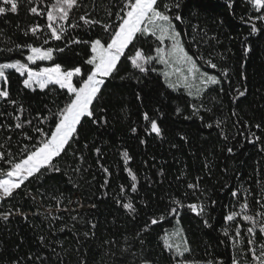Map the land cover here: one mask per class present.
Wrapping results in <instances>:
<instances>
[{
  "label": "trees",
  "instance_id": "1",
  "mask_svg": "<svg viewBox=\"0 0 264 264\" xmlns=\"http://www.w3.org/2000/svg\"><path fill=\"white\" fill-rule=\"evenodd\" d=\"M50 2L44 0L39 7L44 8ZM118 2L83 0L87 9H74L68 23L79 21L85 11L106 21V10L115 12L117 9L114 5ZM181 3L180 14L184 17V23H177V28L182 30L186 46L192 43L193 35L198 41L204 36V32H193L194 25H199L208 36H214L215 39L206 44L201 42L200 51L205 58L211 53L218 69L203 66V70L219 76V69L226 67L229 69L231 83L222 79L221 85L209 88L202 98L197 99L190 97L184 89H167L159 72L142 77L141 83L133 79L121 81L118 76L109 81L102 102L107 109L104 114L108 120L107 125L97 126L89 120L80 131L79 143L74 146L76 156L70 152L59 161L60 173L46 175L40 182L34 179L31 183L26 181L21 189L16 190L19 194L14 193V199L8 198L0 205V211L19 208L28 215L27 220L22 215H12L7 223L0 221V264H13L15 260H21L22 264H81L82 260L87 264H140L143 257L151 258L155 264H175V259L171 258L172 253L163 247L161 239L166 232L175 228L183 229L191 246V253L185 257L187 259L197 262L222 259L224 264H231L233 256L240 259L238 249L241 245L234 249L231 236L235 224H242L241 236L245 238L243 247L246 250L247 233L244 229L250 225L242 217H238L234 223L225 221L223 217L232 210L239 211L238 202L230 195V190H261L264 184V151L260 150L264 148V25L257 21V27L262 30L250 34L249 25L241 17L255 16L257 13L251 10L245 0H234V3L232 0H181ZM229 3H232L231 8ZM37 24L44 29L38 30L39 38L30 31L28 35L24 34L30 26ZM46 24V14H31L29 5L23 0L16 14L8 12L0 15V62L14 59L27 62L26 56L30 54L28 49L11 53L6 51L9 47L15 49L16 44L31 43L38 47L56 49L65 47L66 42L74 37L87 39L96 35L104 36L99 27L87 34L82 27L74 30L69 28L61 41L49 39V43L44 44ZM152 44L150 41L145 45L146 53ZM249 45L251 51L246 52L245 48ZM88 55L87 46L73 44L66 47L63 53L54 52L51 61H38L36 65L30 66L39 69L51 67L58 62L63 67L81 66L83 71L89 67L84 64ZM156 67L161 68L160 65ZM125 72L139 76L130 66L121 74ZM242 73L247 77L248 91L233 103L234 86L239 85L243 90L245 82ZM6 74L9 75V99L24 105L26 111L21 120L32 119L33 126L38 124L34 119L37 113L41 116L48 114L45 106L54 108L53 101L56 107L63 106L67 100L64 90H50L53 86L43 91L39 88L35 91L24 89L22 80L25 77L14 70ZM221 87L223 92L220 91ZM137 92L142 101L137 100ZM193 103L198 106L202 103L204 106L197 116L192 115ZM178 106L182 109L179 115L175 113ZM156 108L164 114L162 119L154 111ZM144 111L158 119L163 138L146 132L148 124L143 120ZM0 112L4 113L0 116V124L13 126L11 131L0 129V145H3L0 151H11L19 158L23 145L36 143L40 136L33 126L26 125L23 130L14 129L16 121L13 116L19 115V112L2 99ZM233 112L236 115H232ZM184 116L190 119L185 120ZM200 116L203 117L202 121ZM216 121H221L219 127ZM208 123L213 127L207 128L205 125ZM246 123L261 124L260 130L252 128L261 136L259 142H248ZM40 126L45 131L49 127ZM132 128L137 131L133 133ZM23 132L33 139L26 140ZM9 136L11 140L7 139ZM182 136L187 140L181 139ZM141 140L146 143H141ZM84 144L88 145L87 148ZM97 147L101 149L100 156L95 153ZM228 147L233 148V153L227 152ZM125 150L131 157L127 165L122 155ZM80 156L84 157L83 161L79 159ZM206 164L208 167H205ZM100 165L107 167L111 175L106 177ZM0 167L7 166L0 163ZM74 168H80L81 171L74 172ZM127 168H131L137 175L136 193L130 191L132 181ZM161 172L163 175H160ZM197 177L204 191L205 197L202 200L208 205L207 216H197L185 207L181 210L177 224L176 218L167 215L171 202L165 199L182 197L185 193L186 196L201 195V191L194 192L187 188L188 183H196ZM106 178L107 185L101 187ZM120 185L124 186L125 192L120 191ZM32 196H35V201ZM129 197L137 209L134 217L117 203V200L127 202ZM56 198L63 202L58 204ZM155 200L160 201L154 203ZM212 200L217 201L215 206L211 205ZM92 204L96 207H90ZM249 204V214L259 211L253 196H249ZM48 209L61 219H46L43 213ZM38 212L41 214H35ZM160 214L165 215V220L150 225V219ZM72 217L77 219L73 220ZM204 218L212 224L211 228L204 226ZM92 223L96 224L94 230L90 227ZM145 224L149 225V231L143 235L141 255V245L135 236ZM225 228L230 232L227 238L223 234ZM86 231H94L95 235L85 238L83 233ZM41 235L45 237L44 244L39 240ZM125 237L129 239L126 241ZM256 239H261L259 231ZM106 240H114L115 243L105 244ZM129 247L131 252L122 251Z\"/></svg>",
  "mask_w": 264,
  "mask_h": 264
},
{
  "label": "snow or ice",
  "instance_id": "2",
  "mask_svg": "<svg viewBox=\"0 0 264 264\" xmlns=\"http://www.w3.org/2000/svg\"><path fill=\"white\" fill-rule=\"evenodd\" d=\"M29 5V12L36 15H45L47 18V24L45 32L44 44L49 43V39L55 41H61L69 28L76 29L82 27L87 34L88 31L94 30L97 27L102 29L104 36L96 35L87 39H81L80 37H74L68 40L65 47L54 49L53 47H38L31 43L28 44H16L15 49L9 47L7 52L11 53L14 50L19 51L22 49H28L29 53L26 56L27 62H22L21 59H14L10 62H0V99L7 101L14 107L19 115H14L13 119L16 121L14 129L23 130L26 125L33 126L32 119L21 120L26 109L22 103H19L15 99H9L10 92L8 90L9 75L6 74L9 70H14L19 73L21 77H25L22 80L24 89L35 91L38 87L40 90L50 89V86L64 90V94L67 96L66 102L63 106L56 107L55 101H53L54 108H47V115L41 116L37 113L34 119L38 121V124L33 126L34 131L40 136V139L34 144H24L20 149L21 155L16 158L11 151H0V163L7 167H0V205L3 204L8 198H15L16 190L21 189L25 182L31 183L34 179L40 182L46 175H52L60 173L61 168L59 161L65 156H68L71 152L72 156H76L74 146L79 143L80 131L83 125L89 120L97 125H107L108 120L104 115L107 109L103 106L104 93L107 91V84L109 81L114 80L117 76L121 81L125 79H133L137 83L142 82V77L146 78L150 73L159 72L164 78V84L167 89L172 91H179L184 89L190 97L197 99L202 98L203 94L213 86L221 85L222 79L228 80L229 83V69L226 67L220 68V75L210 74L209 71L203 70V66H207L210 69H218L217 63L213 62L212 54L209 53L208 58L200 51L201 42L207 43L209 40H214V36H208L207 32L200 28L199 25L193 26L194 33L204 32V36L198 41L196 36L191 37L192 43L186 46V41L182 35V30L177 28V23L183 24L184 17L180 14L182 8L181 0H119L118 4L114 5L116 11L111 9L106 10L107 20L98 19L92 16L91 12L85 11L80 15L79 21L68 23L70 13L74 9L84 7L87 9V5L83 3V0H51L46 4L44 8H40L39 5L44 3V0H23ZM250 4L251 10L257 13L255 16L248 15L242 16L241 19L247 23L250 27V34L258 33L262 29L257 27V21L264 25V0H245ZM21 0H0V15H5L8 12L16 14ZM234 3V0H232ZM232 3H229V7H232ZM35 5V6H33ZM67 25V26H66ZM38 30L43 31L40 25L30 26L28 30L24 32L25 35L29 34V31L33 36L39 38ZM50 33V36H49ZM187 35V33H185ZM246 39V38H245ZM153 42L149 51L145 52V45L149 42ZM73 44H83L88 47L89 55L84 60V64L89 66L82 71L81 66L74 65L72 67H63L61 63H54L51 67H40L39 69L33 68L30 65H36L38 61H51L53 59V53H63L66 47H70ZM195 48V51L192 49ZM2 51V50H0ZM246 52L251 51V46L245 48ZM222 58V57H221ZM156 65H160L158 69ZM135 72L139 73V76L133 72H125L121 74L126 67H129ZM242 79L245 82L243 84V90L241 86H234L233 103H235L241 97H244L248 91L246 80L247 77L242 73ZM223 92V87L220 88ZM137 100H141L139 92L136 93ZM18 105V107H17ZM195 103L191 105L192 115L197 116L201 108ZM160 119L163 118V113L158 108L154 109ZM182 109L178 106L175 109V113L179 115ZM4 113L0 112V116ZM143 120L147 122L148 127L146 132L151 135L155 134L159 138H163V130L158 122V119L150 116L148 111L143 112ZM232 115H236L235 112ZM184 119H190L189 116H184ZM199 119L202 121L203 117ZM221 121H216V126L219 127ZM40 125H49L48 130L45 131L44 127ZM207 128H212L213 125L208 123L205 125ZM248 129L249 136L246 137L249 143H257L261 140V136L252 131L254 127L257 130L261 129V124L255 125L245 124ZM7 128V130H13L12 125L0 124V129ZM131 131L135 133L136 128H132ZM23 136L26 140L31 141L32 136H29L26 132H23ZM11 140L9 136L7 138ZM183 140H187L186 137H181ZM227 139V136H225ZM141 143L146 141L141 140ZM87 144L84 147L87 148ZM3 145H0L2 148ZM175 147V145H173ZM264 151V148L260 149ZM228 153H233V148H227ZM95 153L100 156L101 149L95 148ZM124 164L127 165L131 159L128 151L122 153ZM81 161L84 160L83 156H80ZM106 177L111 173L107 167L100 165ZM205 167H208L206 164ZM128 175L132 181L130 185V191L132 193L137 192V175L131 168L126 169ZM74 172H80V168H74ZM160 175H163L161 172ZM200 178L197 177L196 183H188L187 188L195 191H201V195H204V191L199 185ZM108 183L107 178L101 187H105ZM78 187V185H76ZM225 187H228L225 185ZM120 191L125 192L123 185H120ZM187 193H185V196ZM230 195L235 198L239 205V211L232 210L228 212L223 219L227 222H235L238 217H242V220L248 222L250 226L244 230L247 233L246 237V250L244 245L245 238L241 236L242 224H235L234 234L231 236L232 247L237 249L240 259L236 256L232 257L231 264H264V184L261 185V190L258 194H254L250 189L245 188L243 192L239 189L230 190ZM249 196H253L256 205L259 207V211L254 214H249L250 204ZM242 197V202H240ZM35 201V196H32ZM58 204L62 203V199L56 198ZM71 202V201H69ZM120 207L127 210L129 215L137 213V209L134 203L129 197L127 202L123 200H117ZM212 206H215L217 201L212 200ZM90 207H96L95 204ZM187 207L191 212L197 216L206 217L207 207L203 200L198 203H183L180 199H173L170 206L167 209V215L176 218L177 224H179V216L181 210ZM235 207V206H233ZM67 211V209H65ZM41 214V213H35ZM46 219L57 220L61 217L54 216L51 209H48L45 213ZM12 215H22L25 220L28 219V215L20 211L19 208L9 209L7 211H0V221L7 223L9 217ZM165 215L160 214L150 219V225H156L162 223L165 220ZM73 220L77 219L72 217ZM205 227L211 228L212 224L207 218L203 219ZM91 229L96 228V224H91ZM63 227L61 231H63ZM149 231V225L140 229L135 238L139 240L141 245V255L143 254V235ZM257 231L261 234V239H256ZM224 236L227 238L230 236L228 228L224 229ZM94 231H86L83 233L85 238L94 236ZM129 238L125 237L127 241ZM163 240V247L166 248L169 253H172V259H175V264H224L222 259L220 260H207L203 262L193 261L187 259L186 254H190L192 249L187 240V237L183 234V229L179 228L171 232H166L161 237ZM41 244H44L45 237L41 235L39 237ZM105 244H114V240H106ZM53 251H55L53 249ZM122 251L131 252V247L125 248ZM136 256V253H131ZM250 257V259H249ZM31 259V257H29ZM39 259V257H37ZM13 264H22L21 260L13 261ZM81 264H87L82 260ZM140 264H155V261L149 257H143Z\"/></svg>",
  "mask_w": 264,
  "mask_h": 264
},
{
  "label": "rangeland",
  "instance_id": "3",
  "mask_svg": "<svg viewBox=\"0 0 264 264\" xmlns=\"http://www.w3.org/2000/svg\"><path fill=\"white\" fill-rule=\"evenodd\" d=\"M212 74V73H211ZM1 85V82H0ZM38 88V87H37ZM260 190H254L251 191L252 193L258 194ZM205 196L203 195H188V196H182V197H173V198H167L165 201L171 202L173 199H180L183 203L188 204V203H198L200 200H202ZM160 200H155L154 203L159 202ZM178 228H175L173 230H176ZM172 230V231H173ZM171 232V231H170Z\"/></svg>",
  "mask_w": 264,
  "mask_h": 264
}]
</instances>
